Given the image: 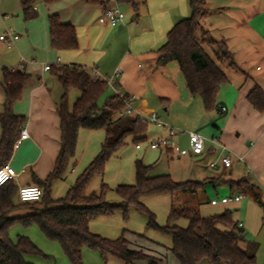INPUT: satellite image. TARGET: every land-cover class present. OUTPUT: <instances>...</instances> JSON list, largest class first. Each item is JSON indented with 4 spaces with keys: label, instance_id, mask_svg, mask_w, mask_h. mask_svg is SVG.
I'll list each match as a JSON object with an SVG mask.
<instances>
[{
    "label": "crops",
    "instance_id": "obj_1",
    "mask_svg": "<svg viewBox=\"0 0 264 264\" xmlns=\"http://www.w3.org/2000/svg\"><path fill=\"white\" fill-rule=\"evenodd\" d=\"M189 1L136 0L139 6L135 9L131 2L124 0H57L50 4H46L44 0H34L33 9L37 11L38 16L25 20L21 0H0V7L6 11L4 15H9L8 12L13 15H9L6 20V29L13 27L20 35L16 43L8 48H15L16 55L14 54L12 64L0 63V68H10L12 65L31 75L22 98L14 105L15 113L24 117L23 128L29 133L27 139L15 144L14 153L8 162L18 172V176L13 179L17 191L21 186L37 184L38 180L44 181L54 169L61 149L58 104L64 89L52 70L45 69L46 64L59 66L58 58H61L64 65L96 67L102 75H112L120 69L116 85L126 96L133 99L132 104L139 113H157L158 109L163 108L166 118L169 119L173 111H200L205 108L201 97L192 96L190 93L178 62L158 64L159 49L166 42L168 32L178 21L191 14ZM114 6L126 14L121 28L102 24L99 20L107 7ZM130 6L137 14H129ZM205 7L210 13L203 18V30L199 34L204 40L205 49L208 46L206 41H221L233 58V64L231 61H218L227 74V81L220 88V110L217 111L226 115L227 124H233L240 131L236 133L239 137L236 140L229 138V133H223L224 140L220 138L233 152V163L229 168L221 165L217 168L211 167L210 163L217 159L219 149H215L210 142L206 144L203 153L186 155L196 157L199 172L204 180L216 178L231 181L246 178L264 192V111L256 109L248 98L256 87H260L264 92V0H206ZM51 14H58L62 22L76 27L79 44L77 49L57 50L52 47L49 33ZM2 87L4 97L0 103V113L5 100L4 86ZM222 107L225 111H222ZM157 126L160 133L153 138L166 135V130ZM146 136L148 139V129ZM129 138L133 139L129 136L126 140ZM104 139L103 129H80L76 156L69 164L75 174L73 179L81 173V170L78 172L75 169L77 162L80 161L85 168L100 151ZM153 150L176 152L164 148ZM65 178L66 175L61 180ZM210 185L217 195L220 185L230 189V197L240 194L232 189L228 182L206 184L204 189L199 191H205L207 194ZM54 186L55 183L52 185L51 195L57 198L54 195ZM15 198L18 200L17 192L14 201ZM242 199L238 202L212 205L208 196L205 203L214 207L239 205ZM15 203L21 202L18 200ZM189 204L192 205L191 202ZM182 220L179 224L186 226L187 220ZM237 222L242 223L245 229L244 222ZM131 241L135 246L150 245L136 236ZM250 242L256 241L246 238L241 245L246 248ZM156 251V255L167 252L159 248ZM167 253L169 255V252Z\"/></svg>",
    "mask_w": 264,
    "mask_h": 264
},
{
    "label": "trees",
    "instance_id": "obj_2",
    "mask_svg": "<svg viewBox=\"0 0 264 264\" xmlns=\"http://www.w3.org/2000/svg\"><path fill=\"white\" fill-rule=\"evenodd\" d=\"M46 4L57 0H44ZM131 2L135 9L139 4ZM25 20L38 16L33 9L34 0H21ZM191 14L178 21L168 32L166 42L159 49V65L172 61L178 62L192 96H200L207 111L220 110L218 94L221 86L227 81V74L218 61H231L233 58L222 42L224 52H216L213 57L204 47L200 38L203 30L202 20L210 13L205 7L206 0H190ZM49 33L51 45L57 50L77 49L78 37L76 27L61 21L58 14L49 16ZM51 70L62 83L64 94L58 104L61 126V149L54 169L43 181L38 180L44 190V196L37 202L15 203L17 187L14 180L0 187V264H34L26 259L27 254L40 252L36 244L26 235L19 234L15 241L11 229L20 224L30 227L36 224L45 236L59 241L72 264H84L83 248L89 247L101 253L103 259L113 256L122 259L126 264H166L168 253L177 260V264H199L208 258L211 264H258L257 242H250L246 248L241 243L246 241V232L232 217L227 209L222 213L203 216L190 201L176 206L175 197L180 192L196 193L203 190L206 184L230 183L232 189L240 194L252 192L257 202L261 203V189L246 178L225 181L210 178L204 181H187L178 183L171 175H151L152 165L136 161V183L119 184L115 191L120 196L118 203L106 200L110 186L102 183L99 192L88 193V188L95 175H103L110 158L127 145V138L134 142L147 140V125L138 115H121L124 102L111 96L103 105L99 100L108 85L101 80L93 79L85 67L78 65L52 66ZM5 91L3 110L0 113L2 136L0 140V167L9 162L17 140L20 137L23 116L15 113L14 105L19 101L31 75L17 68H3ZM78 89L81 94L72 109L69 105L70 89ZM251 104L264 111V92L256 87L248 96ZM81 128L105 131V139L100 151L77 176L64 197L53 198L51 188L55 181L65 177L71 160L76 156L77 141ZM168 195L171 197V208L167 222L159 224L155 213L142 201L147 196ZM134 206L147 217V228L162 235L172 237L173 244L166 247L148 238L143 233L130 231L139 239L148 242V246H135L127 238L124 230L117 239H109L92 232L90 223L94 219L113 216L118 210L124 218L129 217V209ZM25 212L24 214H13ZM187 220L182 226L179 221ZM167 252L156 255L157 249Z\"/></svg>",
    "mask_w": 264,
    "mask_h": 264
},
{
    "label": "rangeland",
    "instance_id": "obj_3",
    "mask_svg": "<svg viewBox=\"0 0 264 264\" xmlns=\"http://www.w3.org/2000/svg\"><path fill=\"white\" fill-rule=\"evenodd\" d=\"M129 10L130 15L137 14V11L134 10L132 6L129 7ZM5 12V9L0 7V34H3L6 31L5 24L6 20L10 17L9 15H11V17L13 16L11 12H8L9 15H4ZM12 29L15 30L13 27ZM206 43L208 44L206 49L213 57L216 52L222 54L225 50L221 41L212 40L206 41ZM8 48L9 47L3 42H0L1 65L12 64L11 62L14 58L15 48ZM11 67L12 65H10V68ZM3 81V68H0V103L3 102L4 97L2 87ZM80 94L81 92L78 89H70L68 100L71 109ZM112 95L113 92L108 87L101 96L99 104L103 105ZM157 113L161 120L168 122L170 125L181 128L185 131H198L207 139L211 138L213 135L223 138V133L226 135L229 133V138L233 137L234 140L239 138L236 136V133L240 130H238L233 124H227L226 115L220 114L217 110L207 111L205 108H202L200 111H173L170 114L169 119L166 118V112L163 108L158 109ZM159 133L160 129L156 124H149V138L146 141L139 142V144L142 145V149L137 148L136 145L138 142L136 143L132 138H129L127 140V145L114 153L110 158L106 165L105 173L103 175L94 176L88 188V193L94 191L99 192L102 183L104 182L110 186V189L106 194V200L111 203H118L121 199L115 189L119 184L136 183V161L139 159L142 160L144 164L152 165L151 175L169 174L173 180L178 183L204 180L199 172L196 157H193L192 155L180 156L178 152L167 153L164 150H153L148 146L149 141ZM1 136L0 126V140ZM224 139L225 138H223V140ZM176 142H178L181 148L189 147L188 136L186 134H180L176 138ZM208 143L209 142H206V144ZM71 169L72 166H69L64 180L54 182V195L57 198L64 197L67 194L68 189L76 180L73 179L75 174H73ZM75 169H77L78 172H80L79 170L82 172L84 166L79 161L77 162ZM208 187L207 194L205 191H199L196 193H190L189 191L180 192L175 197L176 206L179 207L184 205L185 202L190 200L192 206H196L200 209L204 216L222 213L225 209H229L232 212L234 220L245 223L247 240L256 241L260 244H258L259 251L257 254V261L258 264H264V192L261 190V203L257 202L252 192L249 191L244 193V198L239 205L230 204L227 206L219 205L214 207L205 203L208 196H210L211 200L218 198L222 199L223 197H230L232 192L228 187H221L220 185L217 188L218 197L214 192L213 186L210 185ZM15 200V202L18 201L16 198ZM142 201L155 213L159 224L163 225L167 222L168 214L170 212L169 196H147L144 197ZM182 222H186V220L183 219ZM90 226L92 227V232L109 239H117L123 234L124 230H128L129 232H126V236L130 240H134V235L130 233V231H132L143 233L148 238L156 240L166 247H171L173 244L172 237L162 235L153 229H148L147 217L137 211L134 206L130 207L128 218H124L122 211L118 210L113 216L94 219L90 223ZM19 234L31 238L40 250L38 253L27 254L26 259L28 261L34 264H72L60 242L47 238L36 224H33L30 227H24L20 224L15 225L11 229V236L16 241ZM83 261L84 264H126L122 259L113 256H108L106 259H103L99 251L93 250L89 247L83 248ZM166 264H177L176 258L171 253L168 255ZM199 264L211 263L208 258H205Z\"/></svg>",
    "mask_w": 264,
    "mask_h": 264
},
{
    "label": "built area",
    "instance_id": "obj_4",
    "mask_svg": "<svg viewBox=\"0 0 264 264\" xmlns=\"http://www.w3.org/2000/svg\"><path fill=\"white\" fill-rule=\"evenodd\" d=\"M126 14L119 7H107L99 20L102 24H108L112 27H119L122 25ZM20 38V35L13 30L12 28H7L6 31L0 35V42H3L7 47H12L16 41ZM57 65L64 66L62 64L61 58L57 59ZM52 65L46 64L45 69L51 70ZM11 70L17 69V67H11ZM85 69L93 77V79L101 80L106 82L108 87L113 91V96L118 97L124 102V110L121 112V115H138L141 118V121L144 125L156 124L163 127L166 130V135L153 138L149 141V147L151 149H171L178 152L180 155L186 154H201L206 149V142H210L215 149H219L218 157L215 161L210 163L211 167L217 168L221 165L224 168H229L233 163V152L221 141L218 136H212L207 139L202 134L196 131H185L181 128L170 125L169 123L160 119L159 115L155 111L149 113H139L133 106V99L126 96V94L116 85V78L121 73L120 69H117L112 75H102L98 68L90 67ZM222 111H225V108L222 107ZM180 134H186L188 136V148H181L176 142L175 138ZM29 137L27 129L22 128L17 144L21 143L24 139ZM251 145L253 143L251 142ZM138 149L142 148L141 144L136 145ZM18 176L17 170L10 165L9 163L0 167V187L13 180ZM44 196V190L40 185L30 184L24 185L18 188L17 197L20 202H37L40 201ZM243 198V194H236L232 197H223L222 199H212L210 203L212 205H218L219 203H229L231 201L238 202ZM239 226L242 227L243 224L239 223Z\"/></svg>",
    "mask_w": 264,
    "mask_h": 264
},
{
    "label": "water",
    "instance_id": "obj_5",
    "mask_svg": "<svg viewBox=\"0 0 264 264\" xmlns=\"http://www.w3.org/2000/svg\"><path fill=\"white\" fill-rule=\"evenodd\" d=\"M120 28H121V26H120Z\"/></svg>",
    "mask_w": 264,
    "mask_h": 264
}]
</instances>
